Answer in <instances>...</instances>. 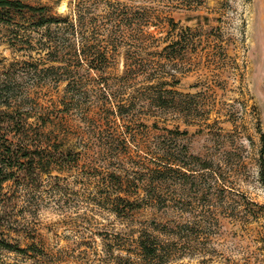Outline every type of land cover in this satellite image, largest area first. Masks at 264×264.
<instances>
[{
  "label": "rangeland",
  "instance_id": "374dc122",
  "mask_svg": "<svg viewBox=\"0 0 264 264\" xmlns=\"http://www.w3.org/2000/svg\"><path fill=\"white\" fill-rule=\"evenodd\" d=\"M22 1L81 21L103 69L67 43L45 70L46 28L0 15L35 158L2 190L0 264H264V0Z\"/></svg>",
  "mask_w": 264,
  "mask_h": 264
},
{
  "label": "trees",
  "instance_id": "16d2710c",
  "mask_svg": "<svg viewBox=\"0 0 264 264\" xmlns=\"http://www.w3.org/2000/svg\"><path fill=\"white\" fill-rule=\"evenodd\" d=\"M2 14H5L4 17H7L6 19L18 14L22 15V17L34 18V22L31 20L30 23H37L38 26L46 28L47 34L45 35L47 36L44 38V45L48 50L47 56L49 57L50 65L46 66L45 70L72 69L71 65L68 66L69 64H67L64 52L68 44L80 65L87 64L90 70L103 69L102 66L94 64V60H87L86 58L87 61L83 62L82 50L85 47V43L81 21H73L69 15H57L47 4L32 5L22 0H0V15ZM24 23H29V21ZM28 41L29 43H34L32 38ZM98 56L102 59H107V50H101ZM22 62L24 64L28 63L27 60ZM7 82L8 80L2 82L1 86L4 87L0 86V202H3L1 195L5 183L17 178L19 173L24 172L26 174L28 169L33 167L35 159L29 153L31 147L27 144V140H22L26 133L28 122L27 118L16 116L19 108L15 106V103L19 102V97L14 92L10 94L11 92L8 91L4 94V91L8 89L5 88ZM70 85L71 82L67 84V88ZM155 100L159 105H165L166 100L161 94L157 95ZM123 106L120 105V107ZM262 141L263 160L260 174L261 181L264 184V134L262 135ZM25 155L29 157L27 159L28 162L25 160L21 161ZM0 245H7V242L2 239L1 227ZM140 246L142 252L148 257L154 258L159 255L160 245L158 242L142 236L140 238Z\"/></svg>",
  "mask_w": 264,
  "mask_h": 264
}]
</instances>
